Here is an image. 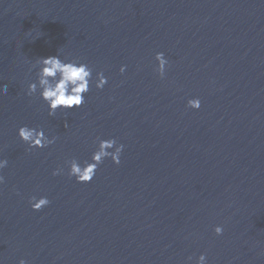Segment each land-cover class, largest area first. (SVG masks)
<instances>
[{
  "label": "water",
  "instance_id": "water-1",
  "mask_svg": "<svg viewBox=\"0 0 264 264\" xmlns=\"http://www.w3.org/2000/svg\"><path fill=\"white\" fill-rule=\"evenodd\" d=\"M57 51L107 83L49 116L27 85ZM0 84V264H264V0H0ZM109 138L118 165L67 175Z\"/></svg>",
  "mask_w": 264,
  "mask_h": 264
},
{
  "label": "clouds",
  "instance_id": "clouds-1",
  "mask_svg": "<svg viewBox=\"0 0 264 264\" xmlns=\"http://www.w3.org/2000/svg\"><path fill=\"white\" fill-rule=\"evenodd\" d=\"M39 36H37L38 38ZM156 73L163 78L168 68V60L163 52L155 54ZM32 67L37 68L36 81L27 85V94L29 96L39 94L40 99L47 105L48 115L54 116L58 109L73 110L80 108L85 100V94L90 91L94 83L97 89H102L107 83V77L103 72H97L93 79V69L88 64L73 59H62L59 52L56 55L39 57ZM126 66L120 67V72L124 73ZM7 93V85L0 84V96ZM187 107L198 110L201 107V101L198 97L190 98L187 101ZM18 138L23 141L29 149L46 148L53 144L56 137L49 138L45 130L39 127L20 126L17 129ZM124 149L123 144H118L114 138L98 139L96 150L92 152L90 160L83 163L76 158L65 162L67 166V175L74 177L77 183H90L101 163L106 158H111L114 164L120 163V156ZM6 159H0V171L7 166ZM63 168H57L52 175H61ZM4 183V176L0 175V184ZM50 203L46 196H32L29 204L33 211H39ZM217 236L222 235L223 227L217 225L214 227ZM191 257L188 258L191 261ZM19 264H27L24 259ZM195 264H207L206 254L201 253Z\"/></svg>",
  "mask_w": 264,
  "mask_h": 264
}]
</instances>
